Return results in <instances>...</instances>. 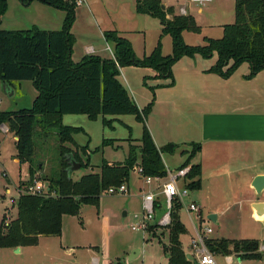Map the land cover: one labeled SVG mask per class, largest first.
<instances>
[{
    "label": "trees",
    "instance_id": "1",
    "mask_svg": "<svg viewBox=\"0 0 264 264\" xmlns=\"http://www.w3.org/2000/svg\"><path fill=\"white\" fill-rule=\"evenodd\" d=\"M33 0H20L28 5ZM55 9L64 10L66 18L61 30L33 28L28 31L0 30V88L12 86L14 82L30 81L37 92L29 108L16 111L0 110V133L3 128L14 138L15 159L28 165V179L19 182L24 187L40 178L47 182L48 189L55 197L20 194L13 204L16 217L0 221V249H13L35 245L40 236L59 237L64 216H77L82 205L98 206L99 199L111 187L128 185L132 172L141 168L142 176L165 177L166 167L162 156L173 155L179 145L166 144L157 147L146 127L145 119L152 110L155 87H149L151 101L139 109L119 82L120 70L125 67L150 69L154 79H169L173 84L172 67L183 57L202 59L216 57L208 72L222 79H228L242 64L247 63L251 79L264 70V0H234V22L222 27L219 39L204 38V45H188L183 33L199 34L191 15H177L172 7L162 9L160 0H136L135 10L158 20L161 26L160 39L168 35L172 41V51L162 55L161 41L153 51L140 59L136 58L131 43L116 31L103 33L104 41L112 45V58L86 55L79 62L71 60L72 44L70 34L74 23L75 7L64 0H38ZM6 0H0V18L6 11ZM168 16L170 18H168ZM146 84V78H144ZM64 115H86L90 121L102 118L104 126L111 127L112 121L106 117L133 115L142 124V134L138 146L130 150L122 163L101 162L99 172L83 175L74 181L69 173L73 163L80 168L89 166L82 162L80 153L87 155V147H79L73 135L83 132L81 128L62 123ZM54 130L58 139L59 170L49 178L43 176L42 163H35L34 138L46 136ZM131 141V138H128ZM105 143V142H103ZM102 143V144H103ZM69 145V147H68ZM187 158L179 168L190 165L199 152L198 144H190ZM178 168V169H179ZM200 166L191 164L186 187L192 192L201 187ZM15 201V202H14ZM181 205L173 203L170 213L168 245L163 247L168 264H192L186 258L180 236L186 230L179 218ZM157 229L151 226L148 229ZM205 245L214 256L235 253L241 260H260L256 240H205Z\"/></svg>",
    "mask_w": 264,
    "mask_h": 264
},
{
    "label": "rangeland",
    "instance_id": "2",
    "mask_svg": "<svg viewBox=\"0 0 264 264\" xmlns=\"http://www.w3.org/2000/svg\"><path fill=\"white\" fill-rule=\"evenodd\" d=\"M134 1V0H133ZM135 2V1H134ZM164 4H170L178 10L180 5L182 7H188L187 2L184 0H162ZM215 3V2H214ZM213 3V4H214ZM6 11L0 18V30L6 31H28L33 28L51 30H61L65 18L66 12L64 10L55 9L48 6L38 0L31 1L28 5H23L20 0H6ZM212 3L205 4L202 7L205 9L204 18L200 19V33H183V40L188 45H204V38L219 39L222 37V27L234 22V0H217V6L212 7ZM99 10H94L95 18L99 20V16L104 15L108 18L110 24L115 23L120 29H124L127 32L125 35L132 43L136 58L140 59L144 53L149 55L156 46V42L160 39L161 26L156 19H151L147 16H141L134 13V18L131 16L132 12V0H102L99 3ZM191 6L187 8L188 11L195 14L196 8ZM173 8V7H172ZM209 8V9H208ZM75 12V11H74ZM206 12H210L206 14ZM136 17V18H135ZM90 21V20H89ZM75 23V24H74ZM74 32L72 27L70 28V34L73 35L75 41L72 44L71 60L76 63L81 60L88 52L92 45L97 48L112 49L110 43H106L100 32H98L95 23L93 21L87 22L86 19H78L75 22L74 18ZM222 25V26H221ZM161 53L162 55H169L172 51V41L168 35L163 36L161 39ZM108 56H111V52H107ZM197 58H200L199 56ZM216 57L213 59H202L204 62L213 63ZM198 60V59H197ZM121 73L118 76V80L124 85V87L130 92L129 85L133 89V95L138 97V101L141 105H145L146 100L151 92L149 87L156 85V82L152 80L146 81L144 84V77L146 71L125 67L121 69ZM248 64H243L239 72L248 73ZM155 73L152 77L154 79ZM157 82H162L164 79H154ZM129 83V85H128ZM3 85L0 88V110L16 111L21 108H29L33 99L36 97L37 92L34 89L30 81L14 82L12 88L15 90L12 96L10 91L3 89ZM131 93V92H130ZM141 97V100H139ZM142 101L144 104H142ZM151 101V100H150ZM147 105V104H146ZM145 105V106H146ZM157 112H159L157 110ZM156 115V119H158ZM107 119L117 118L119 121H113L112 126H104L101 122V118L96 121H90L84 115H66L63 118V124L66 126L81 127L83 132H79L73 135L75 143L79 147H87V155L80 153L83 163L89 161L87 168L81 167L72 172L71 177L73 180L79 179L81 176L88 173L99 172V167L103 160L109 163H122L128 152L130 146H138L141 138L142 124L135 120L133 115H122L116 117H106ZM174 121L173 116L167 118ZM170 122V121H169ZM125 126L129 127L127 129ZM5 131L1 130L0 133V221L5 215L6 219H14L17 211L12 200L17 199L16 186L19 182L27 181L28 179V165L20 164L15 161V138L9 134L6 128ZM131 138V142L127 141ZM177 141V140H176ZM105 142V143H103ZM103 143V144H102ZM181 148L178 152H189L191 148L188 144L180 143ZM34 157L35 163H42L43 169L40 172L43 176L50 177L54 175L58 170V139L54 130L48 131L46 136H40L34 138ZM69 147V145H68ZM188 153L181 155V157L187 158ZM194 159V158H193ZM192 159V162L194 160ZM165 167H169L172 171L175 170L179 164V155H163ZM191 163V162H190ZM179 166L176 167L179 168ZM191 167V164L189 165ZM138 176V175H137ZM139 178V179H138ZM129 180V191L125 194L118 195H106L102 194L99 199L98 206L82 205L77 216H64V234L65 239H62L64 247H70L71 245H99L102 239L110 240L113 250L123 244L142 246L143 237L145 240L152 241V246L145 248V261L148 259L159 262L158 254L161 253L163 244L168 245V230L166 228L158 226L157 229H151L150 232H132L130 225L135 222L134 215H141L142 202L141 196L148 192L153 186H147L144 184L142 178L138 176ZM46 184H48L46 182ZM225 184H227L225 182ZM220 185V189L213 182V185L209 188H205V208H202L201 214V228H210L213 232L209 235V238H228V239H249L257 240L258 252L262 253L261 248H264V217L257 221L251 217L249 211H241L238 213L235 209L225 211L224 214H220L223 208H218V219L216 222L208 219L211 208L213 211L216 208L215 205L219 204V198H216V203H213L210 199V193L213 188L215 191L224 192L226 185ZM218 187V188H217ZM6 189H9L10 193H6ZM214 191V189H213ZM197 191L190 192L189 198L186 200L188 204L195 196ZM192 198V199H191ZM210 198V199H209ZM262 201H264V193L261 195ZM211 201V202H210ZM15 202V201H14ZM162 212L165 211L164 200L161 203ZM126 214V216H125ZM157 215V212L155 213ZM194 219V215H190ZM158 216H156L157 220ZM179 218L183 224L186 233L180 236L182 246L184 249L189 245L190 237L193 235L192 226L190 224L189 216L186 211V207L183 206L179 211ZM56 244L59 243V239L53 237ZM161 240V243H159ZM86 251L80 250L77 253L79 257L76 260H82L88 262L89 257L85 253ZM160 255V256H161ZM228 256V255H227ZM238 257L235 253L229 254L228 257ZM226 256L217 255L214 256L217 264H226ZM74 256H68L65 254L58 255L54 264H68L74 260ZM74 260V261H76ZM141 257H138L136 264H140ZM262 261L250 260L245 261L242 264H263ZM236 264V263H233Z\"/></svg>",
    "mask_w": 264,
    "mask_h": 264
},
{
    "label": "crops",
    "instance_id": "3",
    "mask_svg": "<svg viewBox=\"0 0 264 264\" xmlns=\"http://www.w3.org/2000/svg\"><path fill=\"white\" fill-rule=\"evenodd\" d=\"M100 1L102 0H87L86 5L77 7L74 14L75 22L78 19H86L87 22L93 21L103 40L104 32L116 31L122 38L127 39L131 43L127 35L123 33L127 31L120 29L115 23L110 24L108 22L109 17L105 18L104 15L99 16L101 23L95 18L93 12L94 10H99L98 6ZM134 1L132 0L133 8L131 12L133 18L135 15L134 13H137L135 10L136 0ZM160 1L164 8L173 7L174 13L179 15V8L183 5H180L177 10L174 6L164 4L162 0ZM185 1L188 5V7H184L186 11L185 15L193 16L196 25L200 27V19L205 17V9L203 10L202 7H198L199 5L196 7L195 4H190L187 0H184V2ZM209 3H214L212 7L217 6V0H211ZM191 6L197 8L195 14L187 10V8ZM209 13L210 12H206V14ZM139 15L147 16L142 14ZM150 18L154 19L152 17ZM168 18L170 17L168 16ZM45 28H47L45 30H51L49 27ZM72 32H74V25L72 27ZM89 46L91 47L88 49L89 51L86 52V55H96L101 58L113 57L110 47V50H108V47L96 49L92 45ZM106 51L109 53L111 52V56H108ZM144 56H146V53H144L143 57ZM197 57L198 56L193 58L183 57L174 64L172 67L173 84L171 86L166 85L170 82L169 79H165L159 83L152 79L154 75L153 71L150 69L138 68L146 71L144 77L146 81L148 79L156 82V85L150 87L161 85L160 87H156L154 91L152 110L145 119L146 127L157 147L172 143L179 145V148H181L180 144L177 142L188 145L198 144L200 146V150L195 155L193 159L194 162L191 160V164L200 166L201 187L197 190L196 196L193 199L191 198V201L196 202L200 206L201 214L202 208L206 207L205 194L208 191L205 193V188H209L211 184L213 185V182L217 184L218 187L226 182L227 184H225L226 188H224V192L215 191V188H213L214 191L212 189L210 193V198L213 199H209L213 203H216V198H219V204L222 206L215 205L216 208L214 211L210 208L208 211L214 213H209L208 219L216 222L219 214L218 208H223L220 214H224L225 211L231 209H235L238 213L241 211H249L251 217L254 218L255 216L256 218L254 219L259 221L264 217V201L260 198V203H263V205L256 209V213L253 212L251 207L255 203V195L251 188V184L256 176H264V70L260 71L251 79H246L250 70L248 73L239 72L242 64L228 79H222L208 72L216 59L209 65V63ZM121 71L122 70H120V73ZM129 88L132 90L130 91L131 93L126 88L125 89L139 109H142L150 102L151 92L148 94L147 98H144L147 103L141 105L137 99L138 97L133 95L134 93L133 89H131V85H129ZM4 89L8 91L13 90V94L15 92L12 86L4 85ZM139 100H141V97ZM142 104H144L143 101ZM157 110L159 112H157ZM158 114V119H156L155 116ZM65 116L66 115L62 117V120ZM171 116H173L174 121L167 119L171 118ZM111 120L119 121L117 118ZM125 127L129 129V127ZM127 141L129 140L127 139ZM173 155H179L180 160L177 166L185 161V157H181L180 152H175ZM15 161L17 160L15 159ZM176 167L174 168L176 169ZM135 175L138 178L136 172H132L130 179L134 178ZM162 200L163 198L160 196L158 200L159 205H161ZM161 210L162 207H158L156 210L157 215H155L159 217L162 213ZM135 216L137 215H134V217ZM195 222L194 220V223ZM190 224L193 231V235L190 237L191 240L194 237L195 227L191 220ZM209 235L207 238H209ZM56 238L59 239L58 244L54 242L52 236H40L35 245L20 246L13 249H0V264H54L55 258L62 254L74 256V260L78 259L77 253L80 250L86 251L85 253L89 257V261L83 262L82 260H73L68 264H136L138 257H141L140 264H168L167 254L163 250V247L167 246L166 244L162 245V255L160 253L158 254L159 262H156V257L154 260L147 259L145 261V248L153 244L152 241L145 240L144 237L142 246L123 244L115 247L114 250L108 239H102L99 245L75 244L70 247H64L61 241L65 239L62 220V232L61 235ZM215 239L244 240L245 238L228 239L222 237ZM159 243H161V240H159ZM180 243L184 254L190 257L191 260L189 261L194 264L196 258L190 246V241L186 249L183 248L181 240ZM228 256L224 257L226 264H242L245 261H250ZM227 258L228 262L226 260ZM262 260L264 261V251L261 253V259L256 261Z\"/></svg>",
    "mask_w": 264,
    "mask_h": 264
},
{
    "label": "built area",
    "instance_id": "4",
    "mask_svg": "<svg viewBox=\"0 0 264 264\" xmlns=\"http://www.w3.org/2000/svg\"><path fill=\"white\" fill-rule=\"evenodd\" d=\"M75 8L86 5L87 0H64ZM190 4L202 6L209 3L211 0H187ZM186 11L184 7L179 8V15H185ZM108 50L109 47L107 48ZM3 131H5L3 129ZM191 167L188 165L183 168H177L172 171L166 168L165 177H148L142 176L141 168L136 169V174L142 178L144 184L147 186H153L148 192L141 196L142 199V213L141 215L135 216V222L130 225L132 232H147L151 226L167 227L170 224V213L173 209V203L178 202L181 207L185 206L189 218L194 225V237L190 240V246L194 251L197 264H217L214 255L210 253L205 245L207 236L212 232L210 228H201V208L196 202L190 201L186 204V200L190 196V190L186 187L187 175L190 172ZM18 193L17 198L20 194L27 195H40L44 197H55L56 195L48 189V186L40 178H35L33 182L24 187L16 186ZM128 189L125 184L119 187H111L104 192L106 195H118L125 194ZM6 193L9 194V189H6ZM164 200L165 211L160 214L156 220L155 212L159 205V197ZM13 201V200H12ZM194 215V219L190 217ZM194 220L196 221L194 223ZM261 250H264L262 247ZM228 262V258L226 259ZM264 264V262H263Z\"/></svg>",
    "mask_w": 264,
    "mask_h": 264
},
{
    "label": "water",
    "instance_id": "5",
    "mask_svg": "<svg viewBox=\"0 0 264 264\" xmlns=\"http://www.w3.org/2000/svg\"><path fill=\"white\" fill-rule=\"evenodd\" d=\"M162 9H164V6H162ZM3 87H4V85H3ZM9 91L11 93L10 96H12L13 90H9ZM79 168H80L79 164L73 163L72 167L69 170V173L71 174L73 171H75ZM251 188L253 189L254 195H255V203L253 204V206L251 208H252L253 212L256 213V211H257L256 209L260 208V206L263 205V203H260V198H261V195L264 193V176H256L252 180ZM254 218H256V217L254 216ZM186 258L188 260H191V258L188 256H186ZM194 264H197V262H194Z\"/></svg>",
    "mask_w": 264,
    "mask_h": 264
}]
</instances>
